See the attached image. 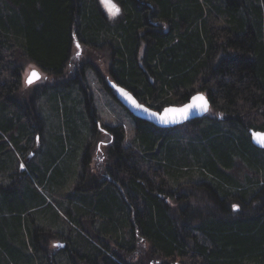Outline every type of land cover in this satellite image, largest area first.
Instances as JSON below:
<instances>
[{"label":"trees","instance_id":"trees-1","mask_svg":"<svg viewBox=\"0 0 264 264\" xmlns=\"http://www.w3.org/2000/svg\"><path fill=\"white\" fill-rule=\"evenodd\" d=\"M112 3L125 15L117 25L101 0H0V198L7 194L11 211L19 213L16 225L0 223V247L17 264L19 247L7 240L26 249L32 244L37 251L43 247L34 242V232L38 242H47L65 230L45 215L39 222L55 226L59 235L38 224L34 230L24 213L44 200L15 191L35 175L28 158L45 130L34 97L20 101L19 89L26 62L63 76L77 40L112 53L118 84L146 106L183 105L203 92L211 109L185 124L187 131L183 125L161 129L134 118V137L126 145L122 126L99 125L87 86L71 79L59 83L55 110L65 128L76 135L66 95L90 113L85 166L93 141L102 138L107 146L106 174L87 179L86 167L74 187L72 201L89 206L66 213L73 223L70 232L79 234L75 245L81 241L96 254L106 249L109 256L102 253L101 259L113 264H264V150L250 135L264 132V0ZM63 91L70 93L61 96ZM24 160L28 170L20 168ZM98 177L110 178L109 188L101 189Z\"/></svg>","mask_w":264,"mask_h":264},{"label":"rangeland","instance_id":"rangeland-1","mask_svg":"<svg viewBox=\"0 0 264 264\" xmlns=\"http://www.w3.org/2000/svg\"><path fill=\"white\" fill-rule=\"evenodd\" d=\"M101 5L105 11V14L107 15V18L112 23L117 25L119 21L124 18V12L121 11L119 15L117 13L113 14L106 9L105 5L102 3V0ZM77 44L78 45L73 43V60L63 76L55 77L53 75L41 72L43 75L41 79L34 83L27 84L26 80L29 77L30 73L38 68L30 62H26L24 65V79L22 86L19 89V95L21 99L20 101L26 100L28 103L29 100L33 99L34 97L37 111L41 115L42 121L45 125L44 132L40 134L41 136L38 135V138L36 137L33 143L32 151L35 152V154H32L30 151L27 153L28 155L32 154L29 156L28 160L32 163L31 166L35 171V175H30V179H24L23 183H21L20 181V189L18 188V190H15L17 192L16 194L19 193V196H25L26 198H28V200L31 199L30 197H37L39 198V200H44V203L39 207H33V205L30 204L29 211L27 213H24V218H26L25 221H28L31 227H34V230L35 226L39 225L43 227V230H51L55 233L57 232L55 226H51L50 224L44 225L39 222L41 216L44 215L47 216L49 220L55 219L62 222V227H64L63 229H66V227L69 228L70 225L73 226L72 221L66 215L67 211L69 210L70 212L77 213L79 208H81L82 206L83 209L89 208L88 205H85V207L77 201H72V195L74 194L73 191H75L74 187L78 185L80 181V175H82L86 167L87 169L85 171V175L87 179H90L92 175L99 174L101 175V177H103L106 174L107 167H105V165L107 157V146L105 145L102 138L93 141L94 144L91 145V148L89 150L90 157L88 160V164L86 166L84 164V160L86 157V147L88 142L90 141V137L92 136V127L89 123L90 113L88 110H86V107L83 105V103H81L82 105L76 107L75 99L73 98L71 100H68L66 95L67 102L65 104L67 106L73 107L69 108V110L70 113L73 114L72 116L75 120L76 125H74L75 128H73V130L76 132V135L72 134V132L70 131L71 129H69L68 127L65 128V124L61 122V116L58 115L55 110V105L57 104L55 99L57 97L53 93V91L55 89L59 90L57 88H60L62 90L63 86H59L58 84L62 81H66L72 78L75 71L78 70L82 63L91 60V62L93 63L92 66L96 67L104 80H112L111 76L109 75L112 53H109L105 50L102 51L95 50L93 48L91 49L89 46H84L80 43ZM142 54L143 47L140 48L139 55ZM85 72L86 84L93 97V105L96 109V117L100 122L99 125L122 126L125 130L126 145L129 144L135 133L134 117L122 105H120L117 100L111 95V93L104 87V85L99 81L98 76L94 73L95 71L86 68ZM65 93L69 95L70 92L63 91L61 96ZM181 130L187 131L188 127H186V125H183ZM101 131L102 130L100 129L97 132V135L100 137ZM86 135L88 140L85 143ZM59 137L61 139L63 138L60 142H58ZM78 138L80 142H77ZM40 147H42V149H40ZM21 163L22 166L20 168L24 167L28 170L25 160L23 162L21 161ZM15 164L18 166L20 164V158H17V156L15 157ZM99 179L100 180H98V182L101 184L99 185V187H101V189H106L108 185H106L105 183L102 184L103 179ZM5 195L7 194L2 193L0 198V223L4 227H12L16 222L14 215L18 216L19 213L16 209L11 211L8 202L6 203L5 201ZM85 197L90 198L91 194H86ZM13 202L15 203L14 200ZM96 223H99V221H97ZM15 231L16 230L12 228V233ZM35 234L36 233L34 232V242L36 241L37 246L43 247L41 249L39 248V250L37 251L34 250V246H32V244H29L26 249L23 244H16L13 240H7L10 245L12 244L14 247H19V252L17 251L16 253L17 255H19L20 258H18L21 260V262L19 261V263L17 264H52L51 259L48 258L51 257V255L54 256V260L58 264H61V254L54 253L55 248L51 249V243L58 241V236L55 235V237L48 238L47 242H38L36 239L37 236ZM56 234L59 235L58 233ZM50 235H52V233ZM39 239H41V235H39ZM25 254H27V256L24 258ZM142 254H144V252H142ZM29 255H32L34 257V262L30 263L31 258L29 257ZM140 258L141 254L136 257L134 262H131L137 263ZM13 259L14 258L11 257V254L10 252H8V250L4 249V247H0V264H14L16 261V257L14 260Z\"/></svg>","mask_w":264,"mask_h":264},{"label":"water","instance_id":"water-1","mask_svg":"<svg viewBox=\"0 0 264 264\" xmlns=\"http://www.w3.org/2000/svg\"><path fill=\"white\" fill-rule=\"evenodd\" d=\"M38 73L37 71H35ZM40 77V75H39ZM37 79H33V82ZM27 84L28 81H27ZM115 97L134 118L151 123L161 129H171L185 125L206 117L211 109L208 95L203 92L194 94L188 102L183 105H170L162 110L152 109L141 103L132 92L126 88L113 85ZM251 143L258 149L264 150V146L257 142L256 136H264V132L250 131Z\"/></svg>","mask_w":264,"mask_h":264},{"label":"flooded vegetation","instance_id":"flooded-vegetation-1","mask_svg":"<svg viewBox=\"0 0 264 264\" xmlns=\"http://www.w3.org/2000/svg\"><path fill=\"white\" fill-rule=\"evenodd\" d=\"M116 8L119 9V12L117 13L119 15L121 13V8L120 7H116ZM74 43L76 45H78L77 44L78 42L76 40L74 41ZM82 45H84V44H82ZM84 46H87V45H84ZM79 55H80V53H79ZM92 65H93V63L91 62V60H88V61L82 63L80 65V67L78 68V70L75 71L73 77L70 78V79L73 82H75L76 84H78V85L80 84L81 87H84V85L87 86L86 80H85L86 79V72H85V70H86V68H89V69L95 71L94 73L98 76L99 81L104 85V87L116 99V97H115V90H114V88L112 86L113 85H119V86H121V85L118 84V81L116 80L115 76L112 74L111 67H109V75L111 76L112 80L106 81V80L103 79V77H101V75L98 72V70L96 69V67L95 66H92ZM33 71L34 72L35 71L38 72V74L40 75L39 79L42 78L43 75L41 73L42 72L41 70L35 69ZM28 79H29V77L27 78L26 83H27ZM39 79H37L36 81H38ZM36 81H34V82H36ZM34 82H32V83H34ZM66 82H67V80H66ZM92 176H94V175H92ZM83 181L85 182L86 179H84ZM102 182H103L102 184L105 183L107 185V184H111L112 183V180L110 178H108V177H104ZM79 183H80V181H79ZM91 227H93V223H92V226ZM63 232H67V233L64 234ZM63 232L61 230L58 231V233L60 234L59 235L60 237H59L58 241H56L54 243L53 242L51 243V249H54L55 248L54 253H60L61 254V258H62V263L61 264H113V263H111L110 260L101 259V255L100 254H102V253H104L105 255H108L109 256V254H108L109 252H107L106 249H103L105 252H102V253H98V254H96V252L90 253V252L86 251L81 246V244H82L81 241H80L81 244L77 243L75 245V240L77 241V239L79 240V238L76 239L74 237L75 236L79 237V234H77L75 236L72 235V234H74L73 231L70 232V229L67 228V227H66V229ZM115 242L116 241H114V243H111V245L113 247L116 246V243ZM92 244L95 245V243H92ZM125 251H128V249L126 248ZM129 253H130V251H129ZM108 256H106V257H108ZM53 261L54 262H52V264H58L55 260H53ZM114 261L116 262L118 260L116 258H114Z\"/></svg>","mask_w":264,"mask_h":264},{"label":"snow or ice","instance_id":"snow-or-ice-1","mask_svg":"<svg viewBox=\"0 0 264 264\" xmlns=\"http://www.w3.org/2000/svg\"><path fill=\"white\" fill-rule=\"evenodd\" d=\"M102 3L105 5L106 9L110 12V13H118L119 9L116 8V6L112 3V0H102ZM39 79V74L36 72H32L29 75V79H28V83L31 84L33 82V79ZM257 142L260 143L262 146H264V136H256Z\"/></svg>","mask_w":264,"mask_h":264},{"label":"crops","instance_id":"crops-1","mask_svg":"<svg viewBox=\"0 0 264 264\" xmlns=\"http://www.w3.org/2000/svg\"><path fill=\"white\" fill-rule=\"evenodd\" d=\"M94 224H95V223H94ZM94 224H93V225H94Z\"/></svg>","mask_w":264,"mask_h":264}]
</instances>
